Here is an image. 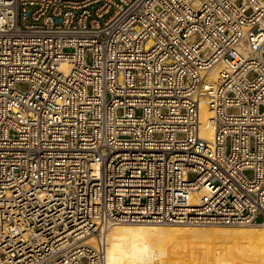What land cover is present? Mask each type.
<instances>
[{
	"label": "built area",
	"instance_id": "1",
	"mask_svg": "<svg viewBox=\"0 0 264 264\" xmlns=\"http://www.w3.org/2000/svg\"><path fill=\"white\" fill-rule=\"evenodd\" d=\"M143 222L264 226V0H0V264Z\"/></svg>",
	"mask_w": 264,
	"mask_h": 264
},
{
	"label": "bare ground",
	"instance_id": "2",
	"mask_svg": "<svg viewBox=\"0 0 264 264\" xmlns=\"http://www.w3.org/2000/svg\"><path fill=\"white\" fill-rule=\"evenodd\" d=\"M221 67V63L213 67L209 71L208 77L212 80L216 79ZM200 110L203 126H206V130L201 134V136L202 138L210 141L212 125L208 123V119H210L212 115L206 109L204 104L200 106ZM152 224L157 223L143 222L139 224L134 223L128 225L112 224L109 226L104 231L107 242L106 264H173L171 262L173 259H175L173 262L176 264H190L189 262H186L187 258L189 257L186 258L185 262L182 260L183 263L180 262L181 260L179 261L180 263L176 262L178 259H183L181 255L184 252L183 250H186L188 254L190 253L188 251L189 249L185 247L187 242L184 244V249L181 248L182 245L179 246L181 241L185 242L188 240L189 243L191 242V244L193 242H202L204 244L209 243L212 245L216 241L225 243L236 242L239 244L237 249V251L240 250L239 253H234L230 251L231 249L227 250L226 248L222 252L218 251L217 249L220 254H213L210 258L202 257V262H199L198 258L195 264H264V226H245L242 228L240 227V229L235 228L230 230L227 228L217 229V227H215L216 229H213L214 227L212 229H209L208 227V229H204L205 227L199 228L200 225L189 224H160L161 226ZM185 225L198 226V228L189 229ZM165 226L168 227L166 228ZM109 234L116 236V240L110 243V238L108 236ZM166 246L171 247V249L169 248L170 250H167L165 248ZM179 247L181 250L183 249L180 254L177 251L176 252L178 254L173 251L175 253L174 254L171 251L172 248H178L177 250L180 251ZM193 252L191 254H193ZM192 258L191 259L195 262L196 257L194 256Z\"/></svg>",
	"mask_w": 264,
	"mask_h": 264
},
{
	"label": "rangeland",
	"instance_id": "3",
	"mask_svg": "<svg viewBox=\"0 0 264 264\" xmlns=\"http://www.w3.org/2000/svg\"><path fill=\"white\" fill-rule=\"evenodd\" d=\"M136 113L139 114V111H136ZM249 175H250V174L247 173V176H249ZM259 220H260V219H259ZM135 224H139V223H135ZM126 225H128V224H126ZM140 225H145V224H140ZM146 225H150V224H146ZM152 225H158V226H159L160 224H152ZM160 226H161V225H160ZM185 226H186V225H185ZM165 227H166V226H165ZM167 227H168V226H167ZM167 227H166V228H167ZM186 227H188L189 229H195V228H198V226H186ZM204 227H205V228H204ZM207 227H208L209 229H212L213 227H214L213 229H216L215 227H217V229H220V228H223V229H226V228H227V229H230V230H231V229H235V228H236V229H240V227L238 228V227H219V226H202V227L199 226V228H204V229H208ZM244 227H245V226H244ZM241 228H242V227H241ZM103 236H105V233H103ZM108 236H109V238H110V243L113 242L114 240H116V238H117L116 236H113L112 234H109ZM107 241H108V240H107ZM186 242H187V244H185ZM216 242H217V243H216ZM216 242H214V244L211 245V244H209V243H205V244H204V243H202V242H200V243H198V242H196V243L193 242L194 244H193V243L191 244V242L189 243V240H188V241H185V242H182V241H181V243H180L179 246L182 245L183 247L181 246V248L184 249V246L186 245L185 247L189 249L188 251H189L190 253L188 254V252H187L186 250H183V249H182V250L184 251V252L181 254L183 259H178V260H176V262L178 263V262L181 260L180 262L183 263L182 260H184V262H185L186 258L189 257V258H187V260H188V259H189V260H188V261L186 260V262H189L190 264H195V263L197 262L198 258H199L198 261H199V262H200V261L202 262V259H203V258H210L213 254H217V253L220 254V252L224 251L225 248H226L227 250H230V249H231L230 251H232V252H234V253H235V252H236V253H239V251H240V250L237 251V249H238V247H239V244H237L236 242H235V243H227V242L225 243V242H220V241H216ZM197 243H198V244H197ZM184 244H185V245H184ZM208 244H209V245H208ZM187 245H188V246H187ZM167 247H168V248H167ZM199 247H200V248H199ZM165 248H166L167 250H170V249H171V247H169V246H166ZM169 248H170V249H169ZM179 248H180V247H179ZM181 248H180V251L177 250L178 248H174V249L172 248L171 251H172V252L174 251L175 253L178 252V253L180 254V252H182ZM190 248H192V249H190ZM194 249H195V250H194ZM209 249H210V250H209ZM217 249H218V251H220V252H218ZM190 250H191V251H190ZM197 250H199V251H197ZM176 251H177V252H176ZM193 251H194V252H193ZM241 251H242V250H241ZM174 252H173V253H174ZM192 252H193V254H194V253H195V254H194V255L191 254ZM204 252H205V253H204ZM206 252H208V253H206ZM175 253H174V254H175ZM178 253H177V254H178ZM202 253L204 254L205 257L203 256ZM210 253H212V254H210ZM198 254H199V255H198ZM185 255H186V256H185ZM192 255H193V256H192ZM196 255H198V256H196ZM207 255H208V256H207ZM175 256H177V255H175ZM190 256H191V257H190ZM194 256L196 257V258H195L196 260L194 259L195 262L192 260V259H193L192 257H194ZM202 257H203V258H202ZM174 258H175V257H174ZM191 258H192V259H191ZM201 258H202V259H201ZM174 260H175V259H173V261H174ZM173 261H171V262H172L173 264H176V263H174ZM191 261L194 262V263H192ZM180 262H179V263H180Z\"/></svg>",
	"mask_w": 264,
	"mask_h": 264
}]
</instances>
